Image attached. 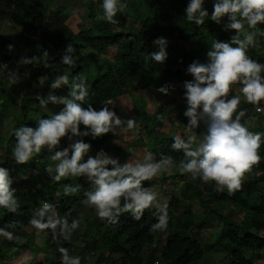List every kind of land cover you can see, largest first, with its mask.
Here are the masks:
<instances>
[{"label": "trees", "instance_id": "1", "mask_svg": "<svg viewBox=\"0 0 264 264\" xmlns=\"http://www.w3.org/2000/svg\"><path fill=\"white\" fill-rule=\"evenodd\" d=\"M98 1L86 0L87 12L82 17L88 22H79L76 29H71L66 21L61 23L60 18H68L61 6L63 4L60 5L61 0H0V20L5 19L14 28L12 37L0 32V166L9 170L10 188L15 190L14 195L19 201L15 213L0 207V227L15 222V227L7 230L20 237L17 241L0 236V264H22L14 262L13 258L27 247L46 253L44 261L33 260L29 264H61L59 249L62 247L70 256H79L80 264H203L207 255L217 249L223 252L222 262L217 264H264V143L257 150L259 162L244 173L240 188L230 193L226 185H217L212 180L205 182L198 176L193 178L190 173L180 171L184 154L182 150L171 148L173 137H176L174 131L160 130L165 120L173 122L168 118L169 113L175 111L173 107L157 110V115L146 113L137 117V135H142L135 149L125 143L127 138L135 137L130 133L117 135L118 132L113 130L97 139L73 137V140L83 139L91 144L87 155L94 156L103 149L117 157L120 163L128 151L142 159L138 147L151 152L156 161L170 157L171 163L165 166L161 181L170 178L174 181L177 177L182 180L175 191L167 190L162 198L157 196L156 202L143 211L139 220L133 219L132 213L124 212L118 214L114 224L107 218L98 217L94 206L81 203L85 199L84 191L91 187L85 177L54 181L45 171L53 162L51 156L56 149L49 151L44 146L27 163H15L12 158L15 146L13 129L21 125L35 127L38 119L50 117L64 107L53 112L42 108L36 99L37 95L47 99L49 92L67 95L66 85L58 89L49 87L50 81L58 74H67L70 82L74 77L77 82L83 78L89 91L88 102L99 109L134 90L154 88L158 81H176L183 85L185 80L192 79L186 72L188 64L194 59L206 63V53L213 39L228 41L235 31L224 30L223 26L220 28V24L208 17L199 26L187 21L184 16L187 0H147L141 10L132 4L136 0H127L123 11L115 17L116 24L98 19L103 14ZM206 9L211 13L212 7ZM222 21L226 23L224 18ZM245 27L257 33L255 43L249 46L246 55L264 64V35L260 34L264 33V24H258L254 29ZM158 36L167 38V59L163 63L150 58L145 61V55L158 51L152 43ZM69 43L75 49L72 54L74 65L60 62ZM9 45H12L11 50ZM45 49L49 53L48 67L20 61L24 56L40 55ZM88 62L104 68L91 74L93 71ZM13 75L19 77L16 88L10 79ZM45 76L47 79L41 84ZM241 87L239 82L230 85L229 97H241L233 118L243 111L244 115L240 117L242 125L250 132L255 129L264 131V110L256 113L258 104L246 102ZM132 98L135 100L133 114H136L140 98L133 94ZM259 104L264 103L261 100ZM252 115L256 117L252 119ZM206 120L205 116L195 128L198 138L207 131ZM179 137L188 139L184 133ZM71 142L62 137L57 148L66 147ZM171 166L177 170L172 172ZM158 182L152 179L142 181V184L153 190ZM77 184L81 185L77 194L65 193L66 186ZM194 201L200 208L199 212L193 208ZM45 202L52 204L54 209L46 213L45 219L51 216L54 220H66L68 228L73 220L93 221V232L76 234L72 230L70 238L65 240L59 223L55 229L35 228L30 220ZM158 205H166L168 218L163 240L161 232L165 229L151 230L160 214ZM209 221H214V225L207 231L205 226ZM68 228L64 231L67 232ZM34 234L44 236L41 247L33 241Z\"/></svg>", "mask_w": 264, "mask_h": 264}, {"label": "clouds", "instance_id": "2", "mask_svg": "<svg viewBox=\"0 0 264 264\" xmlns=\"http://www.w3.org/2000/svg\"><path fill=\"white\" fill-rule=\"evenodd\" d=\"M99 2L103 14L98 19L116 24L118 21L115 17L118 12L123 11L127 0ZM204 3L205 0H187L184 8L185 19L199 26L204 24L205 17L217 24L226 17L224 30L235 31L228 41L213 39L206 53V63L194 59L188 64L186 72L191 74L192 79L183 82V96L187 105L183 114L189 118L185 126L192 132L206 116L207 131L202 138L195 134L189 135L187 140L173 137L171 148L182 150L184 154V159L180 161L182 173H190L193 178L198 176L205 182L212 180L217 185H226L231 193L240 188L244 173L259 162L257 150L261 139H264L261 138V133H252L240 123L243 111L233 118L241 97L228 95L230 85L239 82L246 102L258 104L255 111L257 106L261 107L257 108L256 113L264 110L263 105L259 104L264 99V64L246 55L249 46L255 43L257 33L248 31L245 27L254 29L258 24H264V0H212L211 13L204 7ZM152 43L157 46L158 51L145 55V61L150 58L163 63L168 55L167 38L158 36ZM8 48L11 50L12 45ZM74 51L73 45L67 44L60 62L74 65ZM48 56L49 53L45 49L40 55L24 56L20 61L24 64L48 67ZM10 79L16 83L19 77L13 75ZM46 79L45 76L41 84ZM65 85L68 89L67 95H53L49 92L47 99L37 95L36 99L42 108L46 107L48 101L62 104L64 107L50 117L38 119L35 127L21 125L14 128L15 146L12 149V158L15 163L24 164L40 153L44 146H47L49 151L56 149L51 156L55 163L45 169L54 181L68 177H85L91 187L90 190L84 191L85 199L81 203L94 206L98 217L107 218L114 224L118 214L130 212L133 219L139 220L143 211L153 205L158 196L157 192L144 186L142 181L151 180L163 167L171 163V158L156 161L153 154L148 152L142 159L133 158L120 163L117 157L109 155L103 149L97 151L94 156L87 155L91 144L83 139L73 140V137L90 136L91 139H97L125 123L126 127L131 129L135 121L131 118L126 122L122 121L107 104L99 109L94 108L93 104L88 102L89 91L83 78H79L77 82L74 77L70 82L67 74H58L50 81L49 87L58 89ZM170 87V84L161 85L157 90L167 94ZM255 117L252 115V119ZM81 125L84 127L81 128ZM62 137L72 142L58 149ZM85 156L87 159H83ZM175 179L180 180V186L181 178ZM10 184L9 170L0 166V207L15 213L19 208V201ZM80 189L81 185L77 184L74 187L66 186L64 191L66 194H77ZM158 207L160 214L157 216V222L151 226L152 231L167 227L166 205ZM49 210L54 211L53 205L43 203L30 220L31 225L44 230L55 229L59 223L62 226L63 238L68 240L71 231L78 227L79 221L73 220L68 228L66 220H54L51 216L45 219ZM14 227L15 222L0 227V236L7 240L20 241V237L7 230ZM65 228H68L67 232L64 231ZM59 251L62 254L61 264H80L79 256H70L68 250L63 247Z\"/></svg>", "mask_w": 264, "mask_h": 264}, {"label": "rangeland", "instance_id": "3", "mask_svg": "<svg viewBox=\"0 0 264 264\" xmlns=\"http://www.w3.org/2000/svg\"><path fill=\"white\" fill-rule=\"evenodd\" d=\"M146 2L147 0H136L134 3L135 7L138 10H141L143 8H145L146 6ZM85 3L86 0H61V5L63 8V11L65 13L68 14V18L64 19L60 18L61 23H63L64 21H66L67 25L71 28V29H76L78 27L79 22H88L87 18H83L82 16L86 14L87 12V8L85 7ZM99 3V1H98ZM204 7H212V0H210V2H205L204 3ZM226 21V18H224ZM8 21H6L5 19L0 20V32L8 35V36H13V32H14V28L12 27V25H8L7 24ZM45 23L48 24V21H46ZM86 24V23H85ZM217 24V23H216ZM224 22L221 21L220 23V28H222ZM191 47V46H189ZM87 65L90 67V69L93 71L91 72V74L94 72H99L101 68L104 67H97V65L88 62ZM17 83V82H16ZM16 83H13L14 85ZM2 84V83H1ZM157 85L154 88H149V89H144L141 91H136L134 90L132 93L126 94L124 96L119 97V99H117L116 101H110L109 103H105L109 106V108H111L112 110H114L117 114V116H119L121 118L122 121H127V119H133L135 121V125L133 128L128 129L126 127V123L122 124L121 126L118 127H114V131L118 132L117 135H125L127 133H130L131 135H135V137L132 138H127V141H125V143L127 142V145L131 146V148L135 149V145L138 144L141 141L140 135H137V123H138V116H142V114H155L157 115V110H162L167 106L173 107L175 108V111H171L169 113L168 118H170L171 120H173V122L171 123L168 119L165 120L164 122V126L162 129L163 131H168L169 129H172L174 131V135L177 137L180 136V133H184L187 138L189 135L195 134L197 136V132L195 131V129L190 132L187 128H186V124L187 122L185 120H188L189 118L184 116V111L187 107L186 102H185V98L183 96V85L180 84L179 82L176 81H158L156 83ZM172 85V87L169 88V91L167 94L161 93L159 92L157 89L161 86V85ZM18 85H15V88ZM132 94L136 95L137 98H140V102L137 105L138 107V112H141V114L139 115L137 111L136 114H133V108L135 106V100L132 98ZM262 103H264V99H262ZM104 104V105H105ZM103 105V106H104ZM63 106L62 104H53L51 101H48L47 105L45 108H49L52 109L51 111H55L57 110L59 107ZM262 108H264V104L262 106ZM59 112V110H57L54 113ZM199 112V109H198ZM37 117V116H36ZM137 120H136V119ZM203 120H200L199 122H201ZM264 122V120L262 121ZM180 124V125H178ZM2 126V119L0 117V127ZM261 133V138H264V131H258V130H253L252 133ZM136 138V141H134ZM123 139V138H122ZM261 145L264 143L263 139H261ZM260 145V147H261ZM138 146V145H137ZM259 147V148H260ZM133 152H135L134 150H132ZM138 151L139 154L141 156L146 154V150L141 149L138 147ZM141 151V152H140ZM131 154V155H130ZM123 156H126L125 158H122V162H125L126 160H131L133 158H139L138 155L136 154V156L133 155V153L130 151H128V153L124 154ZM122 156V157H123ZM55 162H51L49 165L54 164ZM48 165V166H49ZM172 172H175L177 170V167L175 166H171L170 167ZM165 173V167L162 168L161 171H159L155 176L152 177V179H154L155 181H159L158 185L156 186V189H153L152 191H155L158 193V197L162 198L164 195V192H166L167 190L169 191H175L177 189V187H179V179H175L173 181V179H166L164 181H161L160 176L164 175ZM151 179V180H152ZM178 180V181H177ZM173 182V183H172ZM170 187H172V189H169ZM193 208L195 210H197L198 212L200 211V208L198 206V204L194 201L193 204ZM94 225L95 223L93 221H90L89 223H85V222H79V225L76 229H74V232L77 234L79 233H84L85 231H90L93 232L94 230ZM214 225V221H209L206 226L205 229L207 231H210L212 229ZM165 231L166 229L161 233V239L163 240L165 237ZM89 232V233H90ZM32 240V237H29V241ZM33 241L35 242L36 245H38V247L42 245L43 241H44V236L41 234H34L33 236ZM46 253H44V251H42L41 249L38 248H31V247H27L25 250L21 251L18 253V255H15L16 257L13 258V261L16 263H24V264H29L30 262H32L33 260H36L37 262L39 261H44L46 258ZM222 257H223V252L220 249H217L215 251H212L209 253V255H207V258L205 259V262L203 264H217L222 262ZM157 264V263H155Z\"/></svg>", "mask_w": 264, "mask_h": 264}, {"label": "built area", "instance_id": "4", "mask_svg": "<svg viewBox=\"0 0 264 264\" xmlns=\"http://www.w3.org/2000/svg\"><path fill=\"white\" fill-rule=\"evenodd\" d=\"M257 108H260V109H261V107H260V106H257V107H256V111H258V110H257ZM260 111H261V110H260Z\"/></svg>", "mask_w": 264, "mask_h": 264}]
</instances>
